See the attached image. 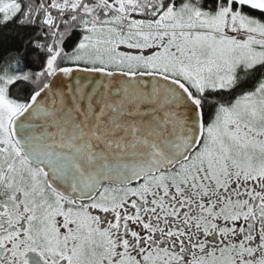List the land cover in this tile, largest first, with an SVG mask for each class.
I'll use <instances>...</instances> for the list:
<instances>
[{
  "label": "snow or ice",
  "instance_id": "obj_1",
  "mask_svg": "<svg viewBox=\"0 0 264 264\" xmlns=\"http://www.w3.org/2000/svg\"><path fill=\"white\" fill-rule=\"evenodd\" d=\"M0 264H264V0H0Z\"/></svg>",
  "mask_w": 264,
  "mask_h": 264
}]
</instances>
